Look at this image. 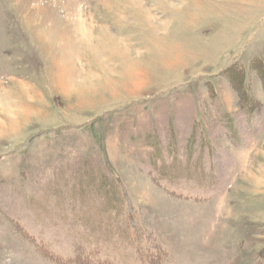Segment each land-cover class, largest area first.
I'll return each mask as SVG.
<instances>
[{"label": "rangeland", "instance_id": "obj_1", "mask_svg": "<svg viewBox=\"0 0 264 264\" xmlns=\"http://www.w3.org/2000/svg\"><path fill=\"white\" fill-rule=\"evenodd\" d=\"M0 264H264V0H0Z\"/></svg>", "mask_w": 264, "mask_h": 264}]
</instances>
